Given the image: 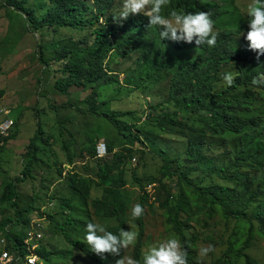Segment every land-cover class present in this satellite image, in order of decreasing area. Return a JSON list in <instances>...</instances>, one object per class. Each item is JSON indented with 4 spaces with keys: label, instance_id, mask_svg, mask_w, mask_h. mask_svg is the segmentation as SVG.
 I'll return each instance as SVG.
<instances>
[{
    "label": "rangeland",
    "instance_id": "1",
    "mask_svg": "<svg viewBox=\"0 0 264 264\" xmlns=\"http://www.w3.org/2000/svg\"><path fill=\"white\" fill-rule=\"evenodd\" d=\"M5 1L0 0V124L12 119L14 125L9 133L0 136V198L6 185L14 182L18 192V207L8 201L0 202V220L10 219L15 222L9 223L6 231L17 234L23 227V224L16 223L17 217L28 218L31 222L38 218L42 209H49L53 219H47L43 223L44 246L46 252L52 253L53 257L48 263L43 261V264H92L87 255L66 241L60 225L67 227L82 241H85L86 225L89 222L103 224L107 230L120 225L118 217H105L104 206L100 210L94 206V201L103 196L102 187L92 185L87 204L82 195H74L69 186V171H74L83 179L101 181L97 167L99 160L89 158V150L98 142H115V153L121 152L128 143L134 147V152L126 163L128 186L124 189V195L128 212L125 230L139 233L138 219L132 217L131 209L134 205L141 204L143 187L149 201L144 253L152 245L170 236L178 238L175 231L167 226L168 215L164 206L168 190L171 189L174 196L172 203L175 204L181 198L182 187L177 178L167 179L164 176V162L172 163L175 170L188 173V182H192L193 186L185 185L187 191H192L194 186L202 189H213L214 186L237 187V179L222 178L218 169L230 167L239 154L249 157L264 149V131L249 126L240 135L231 132L214 135L208 131L202 114L183 109L178 104H181V99L169 101L175 70L197 59L202 54V49H174L156 39L151 31L138 49L127 57H122L121 51L117 49L124 40L119 30L134 15H130L122 24L113 20L106 26L107 20L118 14L121 8L120 0H111L112 4L104 8L106 15L100 18L99 25L106 26L108 32H116L110 37L111 45L99 49H110L105 62L107 77H115L117 80L99 87L97 102L102 105L100 112L128 113L119 118L124 126V133H134L142 140V143L136 140L129 142L105 117L91 112L88 97L92 91L89 87H72L68 95H63L55 88L56 81L62 77L59 72L62 64L51 61L55 53L53 45L58 48L77 49L78 41L89 36L91 30L83 33L62 30L57 35L52 36L49 33L42 38L28 30L25 17L7 8ZM200 1L205 6L217 7L222 12L219 20H213L214 31L217 33L221 30L236 32L240 24L248 20L245 10L250 0ZM88 3L94 9V3L90 0ZM29 6L38 15H42L36 1H31ZM172 9L183 12L202 11L195 6L176 8L171 0V5L164 10V14L167 15ZM95 14L96 11L94 14L89 13V18ZM246 34L237 37L235 45L236 49L247 52V58L242 63L261 68L264 65V55H260L257 60V52L248 47ZM91 38L94 39L92 36ZM43 45L47 46L43 50V57L49 61L48 64L42 61ZM49 46L51 47L48 48ZM149 49L150 53L145 55ZM226 72L237 75V64L222 67L221 74ZM150 73L154 77H150ZM227 86L222 79L217 85V91L220 92ZM228 96L252 104L250 114L245 112L244 116L264 115L262 89L241 86ZM167 111H180V118L188 126L162 125L160 119ZM39 128L42 131L40 134ZM201 134H207L205 152L201 159L194 160L187 152L189 139ZM37 136L36 152L29 153L30 143ZM69 157L75 165L66 170L64 166L70 164ZM110 157L111 154L108 158ZM27 169L29 176L25 181L18 182L16 179L23 177ZM59 170L67 175L60 177ZM242 173L259 175L261 182L264 178V167L248 161L243 166ZM259 200L264 203V197ZM196 201L197 198L190 197L187 205L192 216L191 228L186 232L191 237L198 236V253L201 247L214 246L215 251L207 257L200 258L198 254L200 264H212L223 256L229 237H233L235 241H245L249 235L250 222L247 219H231L227 222L219 209L206 208L203 202L199 203L201 210L194 212ZM254 206L255 204L248 217L254 213ZM17 208L21 211L19 214H16ZM39 208L40 211L37 210ZM183 218L187 219L188 214L185 213ZM67 220L70 222L66 223ZM1 232L4 231L0 230V235ZM136 244L137 242L125 250L126 257L134 258ZM249 252L259 264H264V238L259 236ZM238 264H244V260Z\"/></svg>",
    "mask_w": 264,
    "mask_h": 264
},
{
    "label": "trees",
    "instance_id": "2",
    "mask_svg": "<svg viewBox=\"0 0 264 264\" xmlns=\"http://www.w3.org/2000/svg\"><path fill=\"white\" fill-rule=\"evenodd\" d=\"M31 1H36L38 9L42 15H38L37 11L30 7ZM89 0H6L7 8L13 9L14 12L21 14L28 22V30L34 31L36 34L44 38L46 34L51 33L52 36L59 34L62 30L69 32H85L91 30L89 36L81 38L78 41L77 49L58 48L53 45L54 57L51 61L62 64L59 69L62 77L55 83V88L63 95L69 94V89L72 87H89L92 91L88 97L92 113L105 117L111 124L118 129L128 140H134L142 143L140 137L134 133L125 134L124 126L119 120L120 117L126 116L128 113H105L100 112L101 104L97 102L98 89L101 86L110 85L116 82L117 78L107 77L106 58L110 49H99L111 45L110 37L116 31L108 32L106 26L113 21V17L109 18L106 26H100V18L105 17L106 11L104 8L109 7L111 0H90L94 3V9L90 7ZM174 7H192L195 6L202 11H208L213 20H219L222 17V12L217 7H207L200 0H173ZM96 14L89 18V13ZM192 12V11H191ZM105 25V24H104ZM116 28L115 25L112 26ZM249 30L248 20L240 24L238 30H221L218 32V38L214 47H209L207 44L197 45L195 41L187 43L185 41H172L169 39H160V29L156 26L148 25V18L143 15H134L121 28L120 32L123 35L117 49L121 51L122 57H127L132 54L141 45L145 36L151 31L154 32V37L166 45H170L174 49L181 51L191 49H202V54L197 58L189 61L174 72L172 85L170 88L169 101L181 99L183 109L195 114H202L205 125L208 131L214 135H226L227 133L243 134L249 126L264 131V115L253 114L249 117L244 116V113H249L252 110V104L242 100H235L229 97V93L238 90L241 86H256L264 91V85H253L252 80L259 74L264 73V65L261 68L258 66H247L242 61L247 58V52L243 49H236V39L239 36L247 33ZM94 37V41L92 40ZM93 41V42H92ZM49 46L48 48H50ZM84 47V48H82ZM47 46L41 47L42 61L46 64L49 61L44 58V49ZM150 53V49L145 52V55ZM236 63L238 73L235 82L232 86H227L222 91H217L218 83L223 79L221 69L224 66ZM150 77H154L152 73ZM101 105V106H100ZM177 105V104H176ZM157 110V108H155ZM180 111H167L160 119L162 125L172 124L176 126L186 127L187 122L180 118ZM11 129L9 130V132ZM8 132V133H9ZM38 133H42L39 128ZM4 136V135H0ZM38 136L30 143V152H36V141ZM2 137H0L1 141ZM109 155L106 158H96V145L89 150V158L99 160L97 163L100 182L90 179H83L74 171H69V186L74 195H82L85 202L88 204L91 188L93 184L102 187L103 196L94 201L96 209H101L102 206L106 209L105 217H118L120 225L112 227L108 231L118 234L121 228H126V215L128 212V204L125 199L124 189L128 186L126 178V163L127 159L134 152V147L128 143L124 149L115 153V142L108 140ZM207 144V134H201L189 139L188 154L194 160H199L203 157L205 146ZM112 155V157L108 158ZM72 164V158H68ZM258 163L264 167V149L258 150L257 153L244 157L239 154L236 156V161L230 167L218 169L222 178L230 180L237 179L239 184L237 187L231 186H214L213 189H202L193 187L192 191H187L185 185L193 186L192 182H188V173L175 170L170 162H164L163 174L167 179L177 178L181 184V198L175 203H172L174 196L171 189L168 190V197L165 204L167 217V226L175 231L182 244L188 250V264H200L198 260L197 246L199 238L197 235L189 236L186 232L191 228L190 214L187 208L190 202V197L197 198L195 211L201 210L199 203L203 202L206 208L219 209L226 218L227 222L231 219H247L250 222L249 235L244 242L235 241L233 237H229L227 241V249L221 258L212 264H238L244 260V264H259L258 260L252 256L249 250L254 246V242L258 237L264 238V203L260 201L264 197V178L259 181V175L252 176L250 173L243 174L242 168L248 162ZM64 169L70 170L64 166ZM263 168H261V171ZM29 169L25 170L23 177L17 178L19 182L26 180ZM59 175L62 177L65 174L59 170ZM264 177V176H263ZM136 180L137 177L135 176ZM61 180V179H60ZM257 183H259L257 185ZM142 185V183H141ZM243 187V188H241ZM141 205L144 208V214L138 219L139 235L137 244L134 250V259L140 260L142 264L144 254V244L147 235V207L149 205L148 197L142 187ZM54 196V195H53ZM18 199L17 186L14 182L6 185L5 191L0 198L1 203L10 202L13 206L18 207L16 200ZM51 200V199H50ZM54 200V199H53ZM255 204L254 213L250 216V210ZM40 211V208L37 209ZM21 211L17 208L16 214ZM188 214V218L184 219L183 215ZM48 219H53L52 213L47 212ZM67 220L66 223H69ZM12 222L10 219L0 220V230L2 236L6 237L10 243H17L21 246L25 231L30 223L28 218L17 217L16 223L23 224L22 229L14 234L11 231H6V227ZM95 223V222H94ZM64 232L66 241L73 247L81 250L87 255L92 264H115V260L119 257H113L105 253V258L97 256L87 246L85 241L77 239L67 227L60 225L59 227ZM39 256L48 263L52 259V253L46 252L44 243L38 249ZM122 256L126 257L125 250Z\"/></svg>",
    "mask_w": 264,
    "mask_h": 264
},
{
    "label": "clouds",
    "instance_id": "3",
    "mask_svg": "<svg viewBox=\"0 0 264 264\" xmlns=\"http://www.w3.org/2000/svg\"><path fill=\"white\" fill-rule=\"evenodd\" d=\"M121 8L115 16L114 22L122 24L130 15H143L148 18V25L160 29V39L172 41H185L197 45L207 44L214 47L218 33L214 31V21L208 11L183 12L172 9L167 15L164 10L171 5V0H120ZM245 14L248 17L249 30L245 39L248 47L257 52V60L264 55V0H250ZM236 74L226 72L223 80L226 85L232 86ZM253 85H264V73L252 80ZM144 214L141 204H136L131 209L134 219H139ZM138 233L134 230L121 228L118 234L108 231L105 225L89 222L86 225L84 240L88 248L102 259L105 253L119 257L115 264H141L140 260L131 256H122V252L133 246L138 240ZM215 251L214 246L208 245L199 249V257L204 258ZM142 264H188V250L181 240L170 236L166 240L152 245L144 254Z\"/></svg>",
    "mask_w": 264,
    "mask_h": 264
},
{
    "label": "built area",
    "instance_id": "4",
    "mask_svg": "<svg viewBox=\"0 0 264 264\" xmlns=\"http://www.w3.org/2000/svg\"><path fill=\"white\" fill-rule=\"evenodd\" d=\"M14 125V120L7 119L0 124V135H6ZM109 155L107 142H98L96 145V158L102 159ZM70 168V167H68ZM50 205H53L51 203ZM48 208L42 209L38 218L32 220L23 238L22 245L10 243L0 235V264H43V259L37 253L43 245L45 238V224L48 219Z\"/></svg>",
    "mask_w": 264,
    "mask_h": 264
},
{
    "label": "crops",
    "instance_id": "5",
    "mask_svg": "<svg viewBox=\"0 0 264 264\" xmlns=\"http://www.w3.org/2000/svg\"><path fill=\"white\" fill-rule=\"evenodd\" d=\"M93 159V158H92ZM75 163H72V164H65V166H69V167H74Z\"/></svg>",
    "mask_w": 264,
    "mask_h": 264
}]
</instances>
